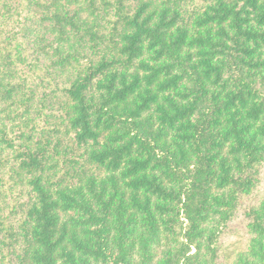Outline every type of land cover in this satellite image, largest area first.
Returning <instances> with one entry per match:
<instances>
[{"label":"trees","instance_id":"16d2710c","mask_svg":"<svg viewBox=\"0 0 264 264\" xmlns=\"http://www.w3.org/2000/svg\"><path fill=\"white\" fill-rule=\"evenodd\" d=\"M0 264H264V0H0Z\"/></svg>","mask_w":264,"mask_h":264},{"label":"rangeland","instance_id":"374dc122","mask_svg":"<svg viewBox=\"0 0 264 264\" xmlns=\"http://www.w3.org/2000/svg\"><path fill=\"white\" fill-rule=\"evenodd\" d=\"M240 216H238L235 220L236 223V228H237V233L233 234L229 240L226 241V246L228 247L229 251L231 252H236L241 248H244L247 242V239L249 235L245 232L243 228V224L238 223Z\"/></svg>","mask_w":264,"mask_h":264}]
</instances>
